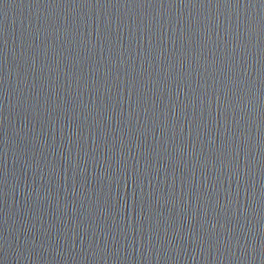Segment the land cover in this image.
<instances>
[{
	"label": "water",
	"instance_id": "obj_1",
	"mask_svg": "<svg viewBox=\"0 0 264 264\" xmlns=\"http://www.w3.org/2000/svg\"><path fill=\"white\" fill-rule=\"evenodd\" d=\"M0 264H264V0H0Z\"/></svg>",
	"mask_w": 264,
	"mask_h": 264
}]
</instances>
